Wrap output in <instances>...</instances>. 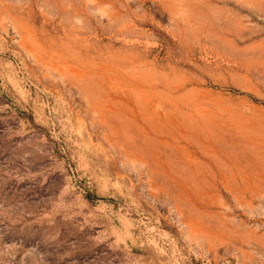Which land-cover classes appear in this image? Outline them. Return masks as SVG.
<instances>
[{"label": "rangeland", "instance_id": "1", "mask_svg": "<svg viewBox=\"0 0 264 264\" xmlns=\"http://www.w3.org/2000/svg\"><path fill=\"white\" fill-rule=\"evenodd\" d=\"M0 264H264V0H0Z\"/></svg>", "mask_w": 264, "mask_h": 264}]
</instances>
